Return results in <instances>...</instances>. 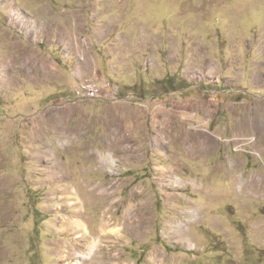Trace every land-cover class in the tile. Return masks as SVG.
Masks as SVG:
<instances>
[{
    "label": "rangeland",
    "instance_id": "1",
    "mask_svg": "<svg viewBox=\"0 0 264 264\" xmlns=\"http://www.w3.org/2000/svg\"><path fill=\"white\" fill-rule=\"evenodd\" d=\"M0 264H264V0H0Z\"/></svg>",
    "mask_w": 264,
    "mask_h": 264
},
{
    "label": "built area",
    "instance_id": "2",
    "mask_svg": "<svg viewBox=\"0 0 264 264\" xmlns=\"http://www.w3.org/2000/svg\"><path fill=\"white\" fill-rule=\"evenodd\" d=\"M73 92L76 100L89 101L108 97L110 99L119 100L120 90L117 85L111 81L104 79L102 84H89V81L78 82Z\"/></svg>",
    "mask_w": 264,
    "mask_h": 264
},
{
    "label": "crops",
    "instance_id": "3",
    "mask_svg": "<svg viewBox=\"0 0 264 264\" xmlns=\"http://www.w3.org/2000/svg\"><path fill=\"white\" fill-rule=\"evenodd\" d=\"M102 21H103V20H102ZM102 23H104V22H102ZM112 29H114V31H112V32L110 31V32H111V35L113 36V35L116 34L117 29H116V28H113V27H112ZM118 31H119V28H118Z\"/></svg>",
    "mask_w": 264,
    "mask_h": 264
},
{
    "label": "bare ground",
    "instance_id": "4",
    "mask_svg": "<svg viewBox=\"0 0 264 264\" xmlns=\"http://www.w3.org/2000/svg\"><path fill=\"white\" fill-rule=\"evenodd\" d=\"M44 67V66H43ZM44 74V73H43ZM8 80V79H7ZM90 84V83H89ZM182 225V224H181ZM181 230H182V227H181ZM157 261H161L160 259H157Z\"/></svg>",
    "mask_w": 264,
    "mask_h": 264
}]
</instances>
